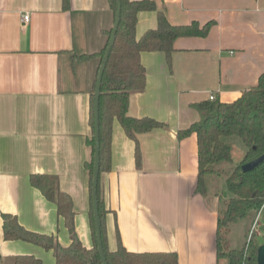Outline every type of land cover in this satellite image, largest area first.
I'll list each match as a JSON object with an SVG mask.
<instances>
[{
	"label": "crops",
	"instance_id": "1",
	"mask_svg": "<svg viewBox=\"0 0 264 264\" xmlns=\"http://www.w3.org/2000/svg\"><path fill=\"white\" fill-rule=\"evenodd\" d=\"M141 1V0H132ZM173 25L214 23L208 37L180 38L170 61L143 53L147 84L133 93L128 115L153 118L167 128L138 136L113 124L112 168L101 175L108 214L110 251L177 253L179 264H220L217 219L227 196L196 191L195 134L178 133L200 120L193 105L211 93L223 103L240 98L264 74V0H153ZM0 0V264L30 255L56 264L53 251L22 241H6L3 215L28 230L71 244L56 206L32 187L31 175L57 178L76 212L77 234L94 245L90 226L89 140L91 95L100 54L115 16L108 0ZM30 14L25 23L23 15ZM158 12L138 16L137 37L157 28ZM93 55L90 59L74 56ZM222 199V200H221Z\"/></svg>",
	"mask_w": 264,
	"mask_h": 264
},
{
	"label": "trees",
	"instance_id": "2",
	"mask_svg": "<svg viewBox=\"0 0 264 264\" xmlns=\"http://www.w3.org/2000/svg\"><path fill=\"white\" fill-rule=\"evenodd\" d=\"M116 18L117 0H108ZM121 21L103 75L100 96V176L98 185L99 214L103 248L108 264H179L177 253H134L128 251L118 234V247L110 251L106 225L105 203L101 192V175L112 168L113 124L117 120L127 136L136 143V161L141 162V150L138 136L154 129L167 128L153 118L141 119L128 115L130 98L133 93L142 92L146 88V69L141 61L143 53H162L170 61L176 51L175 42L180 38H206L214 26L210 22L201 26L197 22L189 25H173L164 12L158 11L153 0H121ZM69 0H64V8L69 9ZM142 12H158L157 28L148 30L140 38L137 37L138 16ZM113 29L108 33V42L98 54L100 66L103 62L111 39ZM93 55L74 56L78 59H90ZM100 69V67H99ZM95 90L91 95V127L93 137L89 145L93 150V159L87 164L90 173V226L94 245L87 248L81 242L76 230V212L72 197L62 191L56 177L45 174H34L30 177L33 188L56 206L57 214L64 221L71 244L62 246L54 235H45L26 229L11 214L3 215V231L6 241H22L53 251L56 264H103L97 242L96 219L93 207V176L95 167ZM200 114V120L189 128L178 133L179 139L195 134L198 148V180L196 191L207 194L206 178L221 174L217 167L233 161L232 148L226 139L238 138L247 149L241 162L227 175L226 184L229 196L224 200L217 219V253L227 257L229 264H258L259 245L253 236L247 249L231 250L228 254L223 249V234L230 227L247 218L258 216L264 210V161L253 171L244 173L243 165L264 155V74L259 78L258 85L243 93L237 100L223 103L220 100L203 101L193 105ZM4 264H43L42 260L20 255L6 259Z\"/></svg>",
	"mask_w": 264,
	"mask_h": 264
},
{
	"label": "rangeland",
	"instance_id": "3",
	"mask_svg": "<svg viewBox=\"0 0 264 264\" xmlns=\"http://www.w3.org/2000/svg\"><path fill=\"white\" fill-rule=\"evenodd\" d=\"M225 141L232 148L233 161L219 165L217 168L221 170L222 173L208 178L207 183L209 181V194H225L228 197L229 192L226 184L227 175L241 164L247 153V149L238 138H230ZM221 204L224 205V200H222ZM252 236L259 246L264 245V211L262 213L260 212L256 217L240 221L224 232L222 237L224 252L228 254L231 250L247 249ZM220 264H229V259L227 257H221Z\"/></svg>",
	"mask_w": 264,
	"mask_h": 264
},
{
	"label": "water",
	"instance_id": "4",
	"mask_svg": "<svg viewBox=\"0 0 264 264\" xmlns=\"http://www.w3.org/2000/svg\"><path fill=\"white\" fill-rule=\"evenodd\" d=\"M121 10L122 4L121 0H117V13L115 18V24L113 27V33L111 39L109 41V45L107 51L105 53L103 62L100 66L97 82H96V90H95V102H94V115H95V167H94V176H93V207H94V215L96 219V229H97V242H98V249L100 252V257L103 264H108L103 248L102 242V232H101V218L99 214V198H98V185H99V176H100V116H99V106H100V96H101V89H102V81L103 75L107 67V63L110 57L111 50L115 45L116 41V34L120 25L121 21ZM264 161V155L260 158L249 162L243 165L242 170L244 173H248L253 171L257 168L262 162ZM258 264H264V245L260 246L258 249Z\"/></svg>",
	"mask_w": 264,
	"mask_h": 264
},
{
	"label": "built area",
	"instance_id": "5",
	"mask_svg": "<svg viewBox=\"0 0 264 264\" xmlns=\"http://www.w3.org/2000/svg\"><path fill=\"white\" fill-rule=\"evenodd\" d=\"M31 17H30V14L29 13H25L23 15V21L25 23H28L30 21ZM217 100V96L215 93H211L210 96H209V101H216ZM0 262H1V259H0Z\"/></svg>",
	"mask_w": 264,
	"mask_h": 264
}]
</instances>
